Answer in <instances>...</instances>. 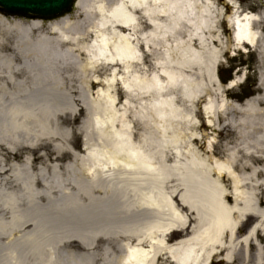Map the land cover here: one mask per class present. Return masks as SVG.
Segmentation results:
<instances>
[{
  "label": "bare ground",
  "instance_id": "bare-ground-1",
  "mask_svg": "<svg viewBox=\"0 0 264 264\" xmlns=\"http://www.w3.org/2000/svg\"><path fill=\"white\" fill-rule=\"evenodd\" d=\"M190 2L77 0L71 13L52 21L0 12V107H7L0 111V144L10 151L14 152L12 144H21L18 132L31 137L36 124L54 114L49 113L50 109L61 104L58 96L69 89L68 80L85 82L91 88L101 85L95 75L100 70L108 71L112 78L117 71L128 73L121 89L127 97L140 102L146 99L149 104H141L134 113L146 129L140 140L134 141L127 122L122 116L117 118L115 98L101 91L100 102L72 99L70 103L91 115L95 143L83 155L74 154L77 167L72 169L65 163L60 175L61 164L53 163L49 179L43 170L38 177L29 172L27 158L23 168L10 164L7 179L0 183V264H54L51 245L59 231L63 232L62 241H75L86 251L85 257H71L73 264H91L94 241L99 237L113 240V264H158L161 256L165 264H209L215 257L229 264L241 256L240 264H245L250 260L252 245L260 254L264 208L258 207L264 202V178L260 181L258 176L264 172V110L255 105L263 102L264 96L258 95L236 108L246 113L240 125L253 132L262 129L252 137L251 151L243 164L238 165L233 154L224 163L209 165L196 157L191 149L196 138L182 134L186 126H195H190L188 115L179 112L174 92L181 101L197 100L202 90L196 91L198 85L184 72L196 65L213 81L215 52L206 50L200 36L202 30L209 29L210 9L203 6L192 13V18H186L193 10ZM237 2L226 0L232 10L226 17L231 39L238 48H255L261 39L264 12L238 11ZM261 2L264 5V0ZM183 20L189 23L188 35H198L196 40L203 52L195 51L178 37L177 25ZM142 24L148 30L144 31ZM166 38L173 39L169 48L164 47ZM157 47L162 48L157 58L161 75L152 73L146 79L133 74L142 75L145 70L140 52ZM229 83L228 88L233 87L236 80ZM212 108L207 101L202 111L212 115ZM223 110L220 105L216 111ZM166 147L174 157L184 154L186 164L173 168L165 165ZM182 147L184 152H180ZM212 151L210 144L208 152L215 155ZM259 161L263 162L260 169L255 165ZM174 168L179 171L177 177H171ZM5 169L0 163V173ZM246 171L248 180L239 175ZM171 180V187L178 190L168 195L165 188ZM96 191H114L118 202L112 204L110 199L96 203ZM80 198L85 199V205L79 204ZM118 206L140 209L147 217L138 224H128L126 218L117 216L123 212ZM52 213H57L56 217ZM248 216L256 221L242 235L240 228ZM65 219L87 222L86 227L74 229L82 235L69 234L74 227ZM60 225L69 230H59ZM186 229L185 236L167 242L172 232ZM110 262L108 258L104 264ZM261 263L256 256L253 264Z\"/></svg>",
  "mask_w": 264,
  "mask_h": 264
},
{
  "label": "rangeland",
  "instance_id": "rangeland-1",
  "mask_svg": "<svg viewBox=\"0 0 264 264\" xmlns=\"http://www.w3.org/2000/svg\"><path fill=\"white\" fill-rule=\"evenodd\" d=\"M171 1V0H168ZM192 0L190 2L192 11L187 12L186 18H192L193 14L199 12L203 6H208L210 13L208 15L209 29H204L200 32L201 40L205 42L206 50H213L215 52V58L212 68V78L213 81L208 79L206 72L203 68L199 66H192L189 71L184 72L186 78L192 77L194 82L198 85L196 91L200 88L202 90L201 96L191 103L181 101L178 92H174V100L176 107L181 114L189 116V120H192L189 127L186 126V130L182 131L185 136L195 137L196 140L192 141L191 149H193L196 157L201 160L205 165H209L215 161L226 162L227 157L231 154L234 155V160L238 165L243 164L248 159V152L250 150V145L252 137L262 130L259 128L256 132L251 131L249 128L240 125V121L245 119L246 113L236 110L242 106V104L252 99L256 96H264V21L260 24L261 39L255 48H249L247 46L238 48L231 39L232 30L226 21V17L232 13V10L227 6L226 0ZM238 11H248L253 13L264 12V5L261 0H238ZM192 22V20H191ZM143 23V21H142ZM188 21L183 20L178 22L177 27H179L180 40L188 42L190 47L198 52H203L199 42L196 40V33L189 36V28L187 27ZM176 27V28H177ZM142 29L144 31L148 30L145 24H142ZM143 31V32H144ZM178 32V31H177ZM199 34V33H198ZM189 39L193 41L190 43ZM171 38H166V43L164 47H171L173 45ZM163 47V48H164ZM162 48L157 47L150 52L143 53L140 52V56L143 59V64L145 70L143 74L133 73L138 76L149 79V75L152 73L161 75L157 68V58L159 57V51ZM163 51V50H162ZM159 54V55H158ZM201 54V53H200ZM139 56V57H140ZM218 67V68H217ZM220 70V74L224 80L234 79L236 84L233 87L228 88L225 84H221L220 80L217 79L216 70ZM95 75L102 81L101 85H94L88 88L85 82L68 80L66 85L69 87L68 90H63L58 96L61 99V107L57 105L56 108L50 109L54 113L48 117L47 121L44 123H37L35 132L31 137L24 135L22 132H18V139L21 144H12L14 146V152L10 151L8 148L0 144V163L4 165L5 169L0 173V183L7 179V174L10 172L8 169L10 164H15L16 166L25 167V160L30 162L27 167H29V172L38 177L40 170L46 173V177L51 178V165L53 163H60L58 167V172L62 175L63 164H70L72 169L77 167V159L75 155H83L86 148H90L94 143V135L92 132V127L90 126L91 115L88 111L77 105L70 103L72 99H80L83 102L87 101L90 103L100 102L101 98L99 95L101 91L109 94L112 98H115L116 102L114 105L115 113H117V118L123 117V121H126L130 128V134L134 141H139L144 132L146 131L145 126L140 120L136 119L135 115L140 109V105L146 107L149 104L143 100V102L137 99L127 97L121 85L123 81L128 80V73L116 72L115 78H112V74L108 71L100 70ZM164 84H168L165 79ZM218 80V82H217ZM117 83V84H116ZM108 84L111 87H108ZM57 97V98H58ZM210 101L212 103L213 114L205 115L202 111L204 104ZM140 103V104H139ZM223 106V111H216L219 106ZM254 106V105H253ZM255 108L264 110V101L255 105ZM7 110V107H0V111ZM191 110V111H190ZM258 110V112L260 111ZM135 113V115H134ZM264 118V111H263ZM1 119V117H0ZM40 122V119H39ZM34 123V122H33ZM35 124V123H34ZM119 125L118 122L115 123V127ZM35 128V127H34ZM85 143V144H84ZM213 145V151L215 155L208 152V146ZM186 146V144H185ZM184 147L180 149V152H184ZM233 158V157H232ZM163 161L164 164L170 168L174 166H182L186 164L184 154L174 157L170 148H165L163 151ZM263 162H257L256 168L260 169ZM23 166V167H22ZM237 170V168H235ZM239 171V170H238ZM173 174L171 175L170 173ZM172 172L168 173V176L177 177L176 173L179 174L175 168ZM241 178L250 179L248 172H239ZM167 176V177H168ZM264 178V172L258 179L261 181ZM2 180V181H1ZM169 186L165 188L168 195H171L172 190H178L175 187L173 181H169ZM228 185V182H226ZM259 190V189H258ZM102 192V191H101ZM96 191L94 196L96 203L108 202L110 199L113 200L111 203L118 202L116 192H104ZM178 192V191H177ZM260 192V190H259ZM81 206L86 204L85 199H78ZM176 198H174V201ZM116 204V203H115ZM123 212H119L117 216L126 218L128 224H138L139 221L142 222L143 218L147 217L145 212H141L140 209H134V211L126 210L122 206H118ZM259 209L264 208V202L258 207ZM24 208H22L23 210ZM27 214V213H25ZM145 214V215H143ZM56 217L57 213H52ZM69 217L72 216L68 215ZM139 218V219H138ZM68 219V218H67ZM65 219L66 224L74 227L69 231V234L74 236H81L82 233L75 232V227H86L87 222L83 221H69ZM256 219L254 217H246L242 224L241 234L243 235L245 230L250 226ZM192 222V221H191ZM33 223V222H32ZM34 225V223H33ZM35 228V225H34ZM76 228V229H78ZM29 229V227L27 228ZM59 230L65 229L69 230L65 225H60ZM74 230V231H73ZM61 233L56 234L59 237H54L55 241L51 245V252L53 253L54 264H73L70 263L71 257L76 256L78 258L85 257V250L75 241H62ZM187 234V229L185 231L179 232L174 231L168 235L167 242L172 243L177 239L185 236ZM261 238V237H260ZM3 240L0 239V249L2 248ZM260 254L256 249L255 245L251 246L249 250L250 260L245 264H253L255 257L262 261L264 264V241L261 240ZM103 248H107L104 252ZM111 249H115L113 245V240H105L103 237H99L94 241L93 254L90 256L91 264H104L109 258L113 264L114 252ZM240 255L242 253L240 252ZM158 264H165V257L161 256ZM242 262L241 256H237L236 260H233L229 264H240ZM210 264H222L217 257L212 259Z\"/></svg>",
  "mask_w": 264,
  "mask_h": 264
},
{
  "label": "water",
  "instance_id": "water-1",
  "mask_svg": "<svg viewBox=\"0 0 264 264\" xmlns=\"http://www.w3.org/2000/svg\"><path fill=\"white\" fill-rule=\"evenodd\" d=\"M76 0H0L7 16L51 21L72 12Z\"/></svg>",
  "mask_w": 264,
  "mask_h": 264
},
{
  "label": "trees",
  "instance_id": "trees-1",
  "mask_svg": "<svg viewBox=\"0 0 264 264\" xmlns=\"http://www.w3.org/2000/svg\"><path fill=\"white\" fill-rule=\"evenodd\" d=\"M218 78L221 81V83L225 84L228 80H224V78L222 77V75L220 74V70L217 72Z\"/></svg>",
  "mask_w": 264,
  "mask_h": 264
}]
</instances>
